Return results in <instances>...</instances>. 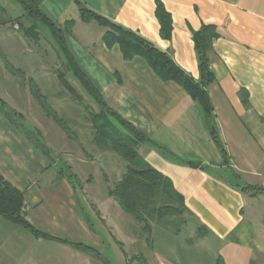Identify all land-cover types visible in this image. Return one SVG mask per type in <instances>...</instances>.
Wrapping results in <instances>:
<instances>
[{
	"label": "crops",
	"instance_id": "crops-1",
	"mask_svg": "<svg viewBox=\"0 0 264 264\" xmlns=\"http://www.w3.org/2000/svg\"><path fill=\"white\" fill-rule=\"evenodd\" d=\"M39 2L106 104L147 138L139 155L172 181L192 220L180 235L153 226L149 244L117 202L89 187L98 213L91 215L78 185L0 121V174L23 193V216L39 233L0 217V264H103L81 247L110 264H264V0H159L172 19L169 40L161 36L157 0ZM80 5L152 43L195 81L194 34L215 27L214 82L206 92L226 157L202 106L144 58L126 60L119 45L107 46L108 28L83 19Z\"/></svg>",
	"mask_w": 264,
	"mask_h": 264
},
{
	"label": "rangeland",
	"instance_id": "rangeland-1",
	"mask_svg": "<svg viewBox=\"0 0 264 264\" xmlns=\"http://www.w3.org/2000/svg\"><path fill=\"white\" fill-rule=\"evenodd\" d=\"M22 7L18 0H0V100L5 102L7 111L16 113L9 112L13 124L9 122L32 147L33 155L46 156L52 167L71 175L85 209L98 215L89 187L99 198L113 200L110 192L121 179L127 162L118 153L94 142L93 117L101 112L98 101L69 70L49 26L29 16ZM10 20L13 23L2 24ZM33 86L51 113L45 112L35 98ZM0 121L8 119L0 113ZM110 122L120 128L116 122ZM36 162L31 167L38 166ZM114 208L111 213L116 215ZM84 214L88 218L89 214ZM124 215L133 219L125 212ZM188 219L187 224L192 218Z\"/></svg>",
	"mask_w": 264,
	"mask_h": 264
},
{
	"label": "trees",
	"instance_id": "trees-1",
	"mask_svg": "<svg viewBox=\"0 0 264 264\" xmlns=\"http://www.w3.org/2000/svg\"><path fill=\"white\" fill-rule=\"evenodd\" d=\"M22 4V8L29 16L34 19L44 21L49 30L53 34L57 45L64 53L65 59L68 62L69 70L76 76V78L91 94L96 98L100 106L101 112L94 115L93 123L96 128L94 142L100 148L107 149L118 153L123 160H126L127 165L122 174L121 179L113 186L110 192L113 200L123 209V212L132 216L133 219L141 227V231L146 238V242H151V230L153 226H160L163 229L175 234L180 235L183 228L187 225L188 217H191L190 211L187 209L184 198L175 189L172 181L151 168L138 153V145L146 143L148 140L139 133L131 124L115 113L106 104L103 96L99 91L90 83L91 81L87 76L80 71L75 63L71 54L68 51L64 39L63 31L56 27L40 10V2L38 0H18ZM157 17L161 24V36L163 39L169 40L172 32V19L169 13L165 10L162 3L157 0ZM81 6L83 19L86 21L94 20L99 25L107 27L103 40L107 46L111 47L115 44L119 45L123 56L126 60H131L137 56L144 58L150 65V68L161 78L162 81H174L181 85L195 101L202 106L206 115V121L211 136L219 149L222 151L223 156L226 157L225 149L220 143V138L212 120V106L208 96L207 87L214 82V75L210 69L209 52L212 51L213 39L217 37V32L213 26H202L203 28L194 34L195 49L198 56L200 80L195 81L188 76L175 63L169 55L156 48L152 43L146 41L141 36L133 31L127 30L103 16L93 13L85 6ZM14 20L2 23L8 25L13 23ZM16 19L15 22H17ZM19 23V22H18ZM1 25V23H0ZM31 30V29H30ZM27 31V32H30ZM32 30L36 32V26ZM29 34V33H28ZM30 35V34H29ZM62 81L67 85L64 76H61ZM69 86V85H67ZM71 88V87H70ZM35 98L38 99L45 109L49 111L48 105L45 100L40 96L38 90L33 86ZM2 107V108H1ZM16 115L13 110L7 111L6 104L0 100V113H2L8 121H13L8 115L11 113ZM55 120H58L53 115ZM116 122L120 126L117 128L115 124L110 121ZM43 146V145H42ZM137 147V148H135ZM43 151V150H42ZM190 167L206 170L208 166H203L200 163H189ZM63 176H66L71 183H73L72 176L61 170ZM0 174V217L12 224L20 225L36 235L39 233L33 229L29 222L23 216L24 209V196L23 193L12 184L7 182ZM248 187L242 188L243 192ZM88 253H91L95 258L103 262V264H110V260L97 252L95 249L88 247H81ZM217 264H222L221 260Z\"/></svg>",
	"mask_w": 264,
	"mask_h": 264
},
{
	"label": "water",
	"instance_id": "water-1",
	"mask_svg": "<svg viewBox=\"0 0 264 264\" xmlns=\"http://www.w3.org/2000/svg\"><path fill=\"white\" fill-rule=\"evenodd\" d=\"M50 159H51V158H50ZM52 161H53L52 163H54V164H55V162H56V161H55V160H53V159H52Z\"/></svg>",
	"mask_w": 264,
	"mask_h": 264
}]
</instances>
